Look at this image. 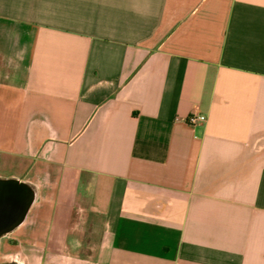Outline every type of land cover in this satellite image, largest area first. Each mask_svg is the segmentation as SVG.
<instances>
[{
	"label": "crops",
	"instance_id": "0c3cea01",
	"mask_svg": "<svg viewBox=\"0 0 264 264\" xmlns=\"http://www.w3.org/2000/svg\"><path fill=\"white\" fill-rule=\"evenodd\" d=\"M0 178L8 262L264 264V0H0Z\"/></svg>",
	"mask_w": 264,
	"mask_h": 264
},
{
	"label": "water",
	"instance_id": "95a60500",
	"mask_svg": "<svg viewBox=\"0 0 264 264\" xmlns=\"http://www.w3.org/2000/svg\"><path fill=\"white\" fill-rule=\"evenodd\" d=\"M36 200L34 185L16 178H0V239L25 222Z\"/></svg>",
	"mask_w": 264,
	"mask_h": 264
},
{
	"label": "rangeland",
	"instance_id": "374dc122",
	"mask_svg": "<svg viewBox=\"0 0 264 264\" xmlns=\"http://www.w3.org/2000/svg\"><path fill=\"white\" fill-rule=\"evenodd\" d=\"M71 186L68 185V189L62 194L59 193V197L62 196V199H59V202L61 201V204H64L66 199H69L70 196V190ZM80 204V202H79ZM63 206V205H62ZM83 206V205H82ZM101 225V221L97 217H92L90 214L86 212H82L79 216V238H81L84 241L85 247L80 249L79 255L82 257H89L94 255L95 253V245L98 242L99 239V228ZM77 232V230H76ZM65 231H59V238H58V244L56 249L59 252H66L68 249H65V246L62 242H60V238L64 237ZM0 264H19L18 262H8L0 259Z\"/></svg>",
	"mask_w": 264,
	"mask_h": 264
},
{
	"label": "built area",
	"instance_id": "2783aa9c",
	"mask_svg": "<svg viewBox=\"0 0 264 264\" xmlns=\"http://www.w3.org/2000/svg\"><path fill=\"white\" fill-rule=\"evenodd\" d=\"M205 116L203 115H199L197 113H192L191 115H189L186 119V123L189 125H196L198 123L204 122L205 121Z\"/></svg>",
	"mask_w": 264,
	"mask_h": 264
},
{
	"label": "trees",
	"instance_id": "16d2710c",
	"mask_svg": "<svg viewBox=\"0 0 264 264\" xmlns=\"http://www.w3.org/2000/svg\"><path fill=\"white\" fill-rule=\"evenodd\" d=\"M57 244H58V243H57V242H55L54 240H53V242H51V246H52V245H55V246H57ZM53 249H56V248H53Z\"/></svg>",
	"mask_w": 264,
	"mask_h": 264
}]
</instances>
